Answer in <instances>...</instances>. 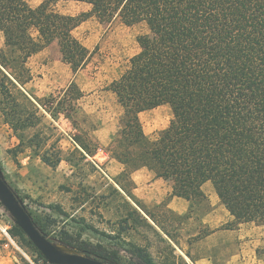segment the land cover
<instances>
[{"label":"trees","instance_id":"1","mask_svg":"<svg viewBox=\"0 0 264 264\" xmlns=\"http://www.w3.org/2000/svg\"><path fill=\"white\" fill-rule=\"evenodd\" d=\"M56 1L32 6L26 0H0V114L20 140L18 146L25 141L52 168L62 160L74 164L76 155L82 160L93 156L98 143L85 132L71 136L74 148L64 157L60 137L39 127L46 114L76 123L84 91L71 80L56 93L29 95L23 89L32 79L28 59L55 44L75 75L92 57L73 35L80 23L91 16L118 18L126 25L143 22L148 32L139 51L107 86L122 109L107 148L123 166L109 186L126 207L124 226L132 219L158 233L157 226L161 241L175 254L170 242L178 243L163 222L166 218L157 217L129 188L132 172L145 167L171 186L168 199L188 201L182 214L165 202L155 206L164 217L176 219L175 226L196 205L205 204L202 185L210 182L232 215L224 228H264V0H73L90 5L77 15L61 12ZM160 105L169 106L172 118L150 138L139 114ZM28 129L33 133L25 136ZM9 233L29 246L36 260L53 264L16 224ZM94 254L119 263L113 256ZM134 254L142 264H156L145 247L135 245ZM176 257L184 260L181 254Z\"/></svg>","mask_w":264,"mask_h":264},{"label":"rangeland","instance_id":"2","mask_svg":"<svg viewBox=\"0 0 264 264\" xmlns=\"http://www.w3.org/2000/svg\"><path fill=\"white\" fill-rule=\"evenodd\" d=\"M26 1L35 6L42 0ZM55 5L61 12L71 15L90 9L87 3L73 0H57ZM147 32L148 28L143 22L126 25L118 18L89 17L73 30V35L92 51L88 64L75 75L55 44L33 54L27 63L32 79L23 87L26 93L35 97L47 96L58 92L71 80L84 91L76 123L63 115L53 119L46 114L39 127L60 137L59 144L64 157L73 151L71 136L81 131L96 141L98 148L86 160L76 155L74 164L62 160L56 168H52L43 163L25 141L18 146L20 140L0 114V175L6 173L10 178V173H13L18 177L21 186H16L12 192L36 222V227L43 229L48 239L66 251L87 255L78 248L85 247L94 253L115 257L119 260L118 264H142L134 254V246L137 245L145 247L156 264H195L185 255L186 250L194 259L203 256L212 260L213 264H231L229 260L232 252L243 249L247 256L251 255L253 262L254 245H264L263 227L243 224L237 234L207 237L210 230L202 221L206 212L220 205V215L230 214L225 204L219 200L217 204H212L210 198L203 206L196 205L194 212L182 218V224L175 226L176 219L169 215L164 217L162 209L155 207L168 202L164 188L171 186L167 182H158L148 188L152 175L145 172L135 173L138 183L130 184L129 188H132L136 197L145 201L148 208L155 211L157 217L162 220L166 218L163 222L183 251L170 242L175 247V254L171 253L168 244L158 236L162 232L157 226L153 225L158 233L139 221L134 223L132 219L124 226L126 207L117 194L110 192L109 186L110 183L115 185L112 178L123 166L110 155L107 148L122 109L107 86L124 71L129 58L139 51ZM2 45L3 34L0 31V47ZM139 118L144 132L150 138H155L160 130L169 125L172 114L168 105H160L141 112ZM48 126L54 129L49 130L46 128ZM33 130L28 129L25 136L31 135ZM28 155L32 159L27 164H21L28 160ZM6 160L10 165L6 164ZM205 185L213 187L210 182ZM140 186H143L142 190L134 189ZM127 200L138 207L130 198L127 197ZM14 224V217L0 200V264H43L42 260H36L37 255L29 246L9 233ZM225 226L224 223L219 228ZM198 231L201 235L194 237ZM163 236L167 237L165 234ZM94 253L88 255L114 263ZM256 253L262 259L260 264H264V246H258ZM178 254L184 260L178 259Z\"/></svg>","mask_w":264,"mask_h":264},{"label":"crops","instance_id":"3","mask_svg":"<svg viewBox=\"0 0 264 264\" xmlns=\"http://www.w3.org/2000/svg\"><path fill=\"white\" fill-rule=\"evenodd\" d=\"M27 159L28 160H26V161L25 160L22 161L21 164H27L28 161L32 159L31 155H28ZM19 162H21V161H19ZM6 164L10 165L7 160H6ZM23 167H25V165ZM20 169H22V168H20ZM139 171H141L142 173L145 172V173H148V174L152 175V182H150L148 188H150V186H154L158 182H165L161 178H156L154 176V174L151 171H149L148 169L140 168V169L132 172V174H131V179L133 180L134 184H136V182L138 183V181H136V179H135V175L134 174L139 172ZM10 174H11L10 178H12V179L8 178L7 177L8 175H6V173H4V176L2 175V177L5 180V182L7 183V185L9 186V188L11 189V191H13V189L16 186H21V184L18 181V177L15 174H13V173H10ZM11 180H13L12 183H11ZM205 184H207V182H205L202 185V190L204 191V193H205V195L207 197V200L210 198L212 200V202L210 201L212 204H214V203L217 204L218 200L220 201V199L218 198L214 188L213 187L212 188L211 187H207V185H205ZM144 187H146V184H144ZM134 189L140 191V190L143 189V186L142 187L140 186V187H137V188H134ZM145 190H146V188H145ZM171 190L172 189L170 187L166 186V188H164V195L168 196L171 193ZM132 192L135 195L134 191H132ZM135 196H137V195H135ZM142 202L145 203V201H142ZM166 204L173 211H175L177 213H180V214L184 213L187 210V207H188V201L186 199L182 198V197H179V196L170 197ZM219 208H220V205L217 208L214 207V208L210 209L208 212H206V214L202 218L203 223L210 230V233L207 235V237L208 236H215V235H223L225 233L233 234L234 232H236V234H237V232H240L241 226L243 224L239 225L236 228H232V229H227V228H224V227L222 229L219 228L220 225H222L224 223L226 224L227 222H230L232 220V215L231 214H229V215H226V214L225 215H220L219 214ZM254 226L255 227H260V226H256V225H254ZM261 241H263V240H261ZM241 246H243V245H241ZM258 246H259V248H262L264 245H254V249H253V251H254V261L253 262L251 261V255L247 256L246 251H244L243 249H237L235 252H232V254L230 255L229 262L231 264H260L262 259L256 253V249L258 248ZM194 262H195V264H213L212 260H209L208 257L204 258L203 256L197 258L196 260H194Z\"/></svg>","mask_w":264,"mask_h":264},{"label":"water","instance_id":"4","mask_svg":"<svg viewBox=\"0 0 264 264\" xmlns=\"http://www.w3.org/2000/svg\"><path fill=\"white\" fill-rule=\"evenodd\" d=\"M0 200L12 214L15 223L25 233L32 244L40 251L43 257L53 264H114L91 257L86 254L69 252L48 239L36 227L31 216L18 201L3 177L0 175Z\"/></svg>","mask_w":264,"mask_h":264}]
</instances>
